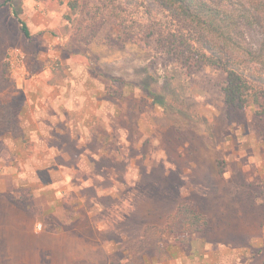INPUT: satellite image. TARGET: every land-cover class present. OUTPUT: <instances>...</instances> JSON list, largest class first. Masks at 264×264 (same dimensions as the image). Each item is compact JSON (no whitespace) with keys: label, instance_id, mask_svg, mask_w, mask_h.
I'll return each instance as SVG.
<instances>
[{"label":"rangeland","instance_id":"obj_1","mask_svg":"<svg viewBox=\"0 0 264 264\" xmlns=\"http://www.w3.org/2000/svg\"><path fill=\"white\" fill-rule=\"evenodd\" d=\"M176 27L155 0H0V101L27 139L0 137V264H117L184 202L211 227L160 264H264V118L162 62L150 39Z\"/></svg>","mask_w":264,"mask_h":264},{"label":"trees","instance_id":"obj_2","mask_svg":"<svg viewBox=\"0 0 264 264\" xmlns=\"http://www.w3.org/2000/svg\"><path fill=\"white\" fill-rule=\"evenodd\" d=\"M155 1L178 23L176 29H160L150 39L162 62L175 64L190 73L207 68L219 72L224 103L241 110L252 108L256 117L264 118V0H245L247 9L240 4V8L235 7L231 0ZM67 4L74 8L71 1ZM12 14L23 36L29 39L26 23L13 9ZM5 51L0 42V62ZM253 66L261 70L259 76L250 74ZM5 80L0 79V92L8 88ZM116 93L110 94L115 96ZM145 93L153 100L151 91ZM8 135L26 140L13 103L0 101V137ZM38 179L43 186L50 183L44 170L38 172ZM62 226V222L56 224V229ZM210 227V219L195 204L184 202L162 225H146L138 238L124 241L121 244L123 259L118 263L163 262L170 257L171 238L188 248L192 235Z\"/></svg>","mask_w":264,"mask_h":264},{"label":"crops","instance_id":"obj_3","mask_svg":"<svg viewBox=\"0 0 264 264\" xmlns=\"http://www.w3.org/2000/svg\"><path fill=\"white\" fill-rule=\"evenodd\" d=\"M23 136H24V134H23ZM24 139H26V137L24 136ZM17 140V139H16ZM19 140V139H18ZM27 140V139H26ZM39 180V179H38ZM40 181V180H39ZM42 184V183H41ZM48 186V185H47ZM49 210V209H48ZM29 211V210H28ZM45 211H47V210H45ZM169 255H170V257H171V248H170V251H169ZM170 257L167 259V260H165V261H163V262H154V261H150L149 262V264H160V263H165V262H167L169 259H170ZM147 264V263H146Z\"/></svg>","mask_w":264,"mask_h":264}]
</instances>
